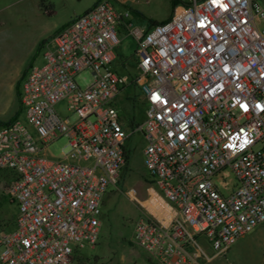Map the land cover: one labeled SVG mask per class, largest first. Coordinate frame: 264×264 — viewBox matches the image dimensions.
<instances>
[{
	"label": "built area",
	"instance_id": "obj_1",
	"mask_svg": "<svg viewBox=\"0 0 264 264\" xmlns=\"http://www.w3.org/2000/svg\"><path fill=\"white\" fill-rule=\"evenodd\" d=\"M127 14L94 1L25 71L21 116L0 122V171L16 205L0 231V264H69L95 244L101 201L120 180L132 134L148 179L142 198L125 192L139 210L131 241L151 264H196L207 259L200 239L218 255L264 222V7L190 0L148 29ZM122 28L135 41L132 72L115 62ZM84 70L90 81L80 88ZM128 87L142 105L132 126L119 114ZM60 137V154L48 155Z\"/></svg>",
	"mask_w": 264,
	"mask_h": 264
},
{
	"label": "rangeland",
	"instance_id": "obj_2",
	"mask_svg": "<svg viewBox=\"0 0 264 264\" xmlns=\"http://www.w3.org/2000/svg\"><path fill=\"white\" fill-rule=\"evenodd\" d=\"M94 1L0 0V122L21 116L17 84L30 66L42 63L44 43L74 16L88 9ZM108 1L117 10L126 9V20L132 26L141 28L149 21L167 19L172 11L171 0ZM179 1L187 3L190 0ZM257 1L264 3V0ZM117 36L119 44L115 54L118 60L125 58L123 70L132 72L131 55L135 41L124 28L119 30ZM75 81L80 88L85 87L90 81L88 71L77 73ZM127 93L134 94L135 90L125 88L118 96L119 111L122 115L131 114L136 122L140 118V111L137 107L131 108V102L125 99ZM128 138L130 158L116 186H109L103 196L97 241L92 246L81 248L69 264H151L148 255L131 241L133 222L139 210L125 192L133 187L137 196L142 198L148 175L142 165L140 135L132 134ZM65 144L66 139L60 137L47 146L46 152L58 156ZM223 174L231 185L234 181L231 173L224 170ZM15 213V202L5 192V183L0 180V231L13 223ZM260 226L263 231L259 233L257 229ZM246 236L241 241L239 251L227 258L225 264H264V222Z\"/></svg>",
	"mask_w": 264,
	"mask_h": 264
},
{
	"label": "trees",
	"instance_id": "obj_3",
	"mask_svg": "<svg viewBox=\"0 0 264 264\" xmlns=\"http://www.w3.org/2000/svg\"><path fill=\"white\" fill-rule=\"evenodd\" d=\"M178 3H181V2L179 0H171V6H172V8L175 5H177ZM154 23H157V22H151V21H149L148 23H146L144 25V29H148L149 26H151ZM124 60H125V58L120 59V60H118V58H116V61L115 62L117 63V66L119 67V70L120 71H123V66L125 64ZM23 76H24V74L22 75V77L19 80V83H18L19 85H20V81L22 80ZM18 84H17V94L19 95V85ZM125 99L131 102V108L137 107L139 109V111H140V118L136 121V122H139L141 120V116H142V105H141V103H137L136 102L135 95H132L131 97H127L126 96ZM119 114H120V118L123 120V122H124V124L126 126H132L133 124L136 123L133 120V116L131 114L122 115L120 113V111H119ZM16 117L17 116H13L12 118H9L8 120L3 121V122H9V121L15 119ZM130 151H131V148L129 147V138H127L126 141H125V143H124V146H123L124 164H123L122 169H121L120 178L122 176L123 171L125 170V168L127 166L128 160L130 158ZM7 179H8V173L6 171H4V170L3 171H0V180H2L4 183H6ZM102 202L103 201H101V206H102ZM12 222H13V220H12ZM12 224L13 223H11V225L8 226V227L3 228L2 231L9 229L12 226ZM77 252H79V250H75L74 251V253L72 255V258L76 256Z\"/></svg>",
	"mask_w": 264,
	"mask_h": 264
},
{
	"label": "crops",
	"instance_id": "obj_4",
	"mask_svg": "<svg viewBox=\"0 0 264 264\" xmlns=\"http://www.w3.org/2000/svg\"><path fill=\"white\" fill-rule=\"evenodd\" d=\"M261 5L264 7V3ZM258 226H256L255 228H257ZM260 227L257 229V232H259V233L261 231H263L262 226H260ZM251 232H249V233L243 235L242 237L238 238L232 245H230L227 248L226 251H224L223 253L218 254V255H215L213 253V251L210 249V247L203 241V239H200V245L202 246L203 250L205 251L207 259L199 258V259H197L196 264H225L227 258H231L232 256H234L239 251V247L241 246V241L243 239H245L246 237H248L246 235L250 234Z\"/></svg>",
	"mask_w": 264,
	"mask_h": 264
}]
</instances>
